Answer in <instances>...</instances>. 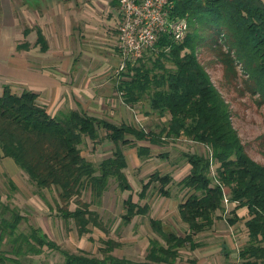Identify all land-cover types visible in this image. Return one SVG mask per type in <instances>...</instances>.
I'll return each instance as SVG.
<instances>
[{
	"label": "trees",
	"instance_id": "obj_1",
	"mask_svg": "<svg viewBox=\"0 0 264 264\" xmlns=\"http://www.w3.org/2000/svg\"><path fill=\"white\" fill-rule=\"evenodd\" d=\"M172 2L170 17L187 19L185 36L175 40L168 33L162 34L154 44L155 51L145 53L133 64L128 62L120 70L116 85L125 103L133 105L147 97L153 112L168 114L159 131L126 122L116 124L77 109L52 115L37 101L35 91L24 88L15 92L8 84L0 83V156L11 157L27 174L36 192L53 188L57 213L65 222L72 220L77 234L82 235L91 227L103 228L98 211L91 204L101 203L110 179L120 191L132 189L125 171L128 164L124 145L137 140L162 145L181 137L204 144L209 147V154L195 150L181 153L189 167L179 179L174 181L170 172L154 170L140 182L137 192L140 200L152 184H156L158 194L166 197L171 195L173 182L180 190L185 189L187 194L178 204L184 231L177 233L166 227L162 219L149 217L150 228L157 236L149 239L145 258L133 260L113 254L118 241L112 238H101L102 256H96L82 249L71 251L61 247L38 226H30L28 233L16 234L23 218L17 213L13 219L1 220L0 239L8 234L9 251L14 253L13 257L2 251L1 263L8 260L20 264V256L39 254L44 248L58 251L63 257L61 264L173 262L182 248L193 249L200 244L195 236L212 227L215 212L224 209L226 195L233 204L228 223L242 218L236 210L247 211V239L238 251L242 263L264 264V163L246 151L232 125L227 99L198 57V48L207 45L222 65L224 81L228 85L238 84L241 93L255 95L257 104H264V0ZM37 42L41 50L47 48L39 28ZM26 46V42L19 43L17 49ZM146 59H151L150 65ZM100 130L104 131L102 136ZM86 137L93 143L101 138L110 140L114 145L110 155L97 164L87 159L80 148ZM136 151L139 158L150 156L147 145H137ZM159 155L166 157L168 153ZM213 163H217L215 174L210 173ZM83 188L90 191L89 201L81 199ZM70 203L74 206L70 207ZM122 205L123 225L135 215H146L150 209L147 202L134 201L130 194Z\"/></svg>",
	"mask_w": 264,
	"mask_h": 264
},
{
	"label": "rangeland",
	"instance_id": "obj_2",
	"mask_svg": "<svg viewBox=\"0 0 264 264\" xmlns=\"http://www.w3.org/2000/svg\"><path fill=\"white\" fill-rule=\"evenodd\" d=\"M16 5H20V0L18 2L0 0V27L12 26L13 22L15 25V20L18 23V26H16L18 28L26 25L25 18L17 12ZM112 28L114 29V25ZM200 33L203 34L204 32L200 30ZM198 57L201 63L204 64L213 83L227 99L231 111L232 125L236 129L246 151L253 159L264 163V138L262 137V134H264V104H257L255 95H251L248 92L241 93L238 90V84L235 86L234 84L228 85L224 81L222 65L213 56V51L207 45H202L198 48ZM117 58L119 59L118 53ZM150 60L146 59V64L150 65ZM115 72L119 74L120 71L116 68ZM15 92H20V89H16ZM132 106L129 105L126 108L129 115L127 112L123 117H116V121L114 122L119 124L126 119L124 117H128L126 119L127 123L146 130L155 129L154 131H159L169 117L168 114L158 115L153 112L149 107L147 97L137 101ZM104 117L110 119L108 115ZM103 134L104 131L100 130V135L102 136ZM139 143L147 142L143 140L140 142L135 141L132 145L123 146L128 161L125 171L132 189L120 191L117 189L115 181L110 179L107 189L100 198L101 203L99 205L91 204V207L98 211L103 228L92 227L90 232L78 235L72 220L65 222L57 213L54 203L56 191L53 188H45L36 192V188L29 181L27 174L23 170H20V167L10 157L8 159L18 170L16 172L5 165V168L15 171V173L8 172L4 168L0 172V225L2 223L1 220L13 219V216L19 213L23 218L18 223L15 230L16 234L20 232L28 233L30 226H38L41 227L48 238L57 242L61 247L71 251L84 249L89 254L96 256H102V252L99 250V247L103 246L100 238H112L118 241V245L113 249L115 255L125 256L133 260L143 259L148 239L150 236H156L150 229L149 217L153 216L162 219L166 227L173 229L177 233L184 231L185 225L179 218L178 204L185 198L187 192L185 189L180 190L175 182H173L171 184V196L164 197L156 191V184H152L146 197L139 200L137 192L140 189V182L142 180L145 181L147 175L152 171L160 170L159 168L163 169L173 163L178 165V172L172 174V176L175 175L173 179L176 181L186 173L185 167L187 162L180 156L183 151L195 150L203 154H209L210 150L204 144L181 137L162 145H149L151 147V155L141 159L140 163L136 165L135 163L138 159L136 158L135 148ZM113 147V143L106 138H101L100 141L93 143V141L86 137L80 144L81 153L94 164H97L103 156L110 154ZM164 151L168 153V157L163 159L158 154ZM216 165L217 163L211 165V174H215ZM10 179L12 182H10ZM225 191H227L226 187ZM128 194L131 195L134 201L140 203L148 202L150 210L144 216L135 215L129 224L123 225L121 224L120 217L123 211L122 201ZM80 196L81 199L87 201L91 199L89 189L83 188ZM73 206L74 203H70V207ZM232 207L233 204L224 202V209L215 212L217 216L215 221L226 223V219L232 216ZM236 213L238 216L242 215V218L238 221H244L247 217L245 208L236 210ZM225 223L226 227L227 223ZM220 227L222 228V226ZM230 228L227 230L229 231ZM210 230L198 233L196 237L202 240L210 239ZM242 232L243 228L238 230L237 228H233V236L231 235V238ZM223 235L225 236V234ZM8 238L9 235L5 234L4 238L0 239V253L4 251L6 255L13 256L14 253L9 251L11 243L8 241ZM232 242L235 243L234 238ZM238 246L236 244V247ZM186 254H189L188 251L183 250L182 255ZM18 260L20 264H58L63 261V258L58 251L44 248L39 254L28 253L20 256ZM180 261L181 258L175 264H178ZM0 264L12 263L4 260Z\"/></svg>",
	"mask_w": 264,
	"mask_h": 264
},
{
	"label": "crops",
	"instance_id": "obj_3",
	"mask_svg": "<svg viewBox=\"0 0 264 264\" xmlns=\"http://www.w3.org/2000/svg\"><path fill=\"white\" fill-rule=\"evenodd\" d=\"M15 8L24 16L26 25L18 28L15 20V25L13 22L12 26L0 27L1 84H8L12 91L24 88L35 91L37 101L52 115L58 111L77 109L100 117L108 115V120L114 122L116 117H123L128 112L126 108L130 104L124 102L116 86L119 74L115 70L119 59L115 35L120 18L117 0H20V5ZM37 28L47 43L45 50H41L37 42ZM23 42L27 43L26 48L17 49V45ZM126 119L122 122H126ZM137 145L151 144L147 142ZM136 158V165L144 159L138 155ZM5 165L16 172L18 170L8 156H0V172L4 168L15 173L5 168ZM188 167L186 163V171ZM159 169L160 172L174 174L178 172V165L173 163ZM224 223L214 221L209 228L210 239L202 240L195 236V241L200 243L197 247L182 248L173 262L159 264H175L180 258V264H243L238 251L247 239L244 221L233 224L226 221V227ZM227 226L231 227L229 231ZM233 228H243L241 234L233 237L235 243L231 238ZM236 244L239 246L236 247ZM183 250L189 254L182 255Z\"/></svg>",
	"mask_w": 264,
	"mask_h": 264
},
{
	"label": "built area",
	"instance_id": "obj_4",
	"mask_svg": "<svg viewBox=\"0 0 264 264\" xmlns=\"http://www.w3.org/2000/svg\"><path fill=\"white\" fill-rule=\"evenodd\" d=\"M120 19L115 35L119 56L117 70L135 63L149 51H155L156 40L164 33L182 39L187 30L186 17H170L172 0H117ZM224 202H228L226 195Z\"/></svg>",
	"mask_w": 264,
	"mask_h": 264
}]
</instances>
